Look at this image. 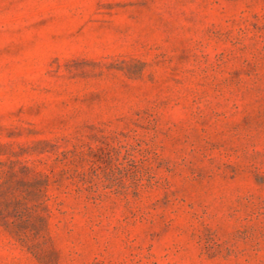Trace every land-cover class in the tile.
Here are the masks:
<instances>
[{"label": "rangeland", "instance_id": "rangeland-1", "mask_svg": "<svg viewBox=\"0 0 264 264\" xmlns=\"http://www.w3.org/2000/svg\"><path fill=\"white\" fill-rule=\"evenodd\" d=\"M0 264H264V0H0Z\"/></svg>", "mask_w": 264, "mask_h": 264}]
</instances>
